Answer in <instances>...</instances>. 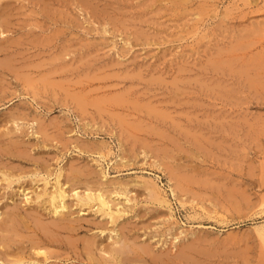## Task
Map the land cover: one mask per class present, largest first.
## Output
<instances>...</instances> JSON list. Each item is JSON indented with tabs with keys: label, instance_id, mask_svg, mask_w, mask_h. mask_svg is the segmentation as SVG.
<instances>
[{
	"label": "rangeland",
	"instance_id": "obj_1",
	"mask_svg": "<svg viewBox=\"0 0 264 264\" xmlns=\"http://www.w3.org/2000/svg\"><path fill=\"white\" fill-rule=\"evenodd\" d=\"M50 1L52 4H56L55 7L53 8L51 7V8L52 9L55 8L54 10H57L58 12L57 16L59 15L58 17H60V15H62L64 18L66 19L68 18L67 19L68 22L59 21V23H51V24L47 23V25H45V22L43 21L45 19V16L43 14L31 12V8H30L31 6H30L26 10L21 11L22 14L20 12L17 14L15 13L16 17L14 16V19L12 20H15V18L16 19L19 18V22L15 20L14 21L15 26L12 27L13 30L10 32L8 31L4 35V36L8 35L9 37V40L7 41L8 46L10 45L11 46L14 45V46L13 47L10 46L11 49L9 48L8 54L0 53V57L3 55H9L12 52L14 54V60L16 57L17 61L15 60V62H13L14 66L12 65V67H14L13 69L14 73L11 74L10 71L12 70L9 69L8 70L9 72L7 71L6 73V76L8 79L5 78L6 79L5 81L7 82L4 81L3 86H1L2 88L3 87L5 88L6 86V88L8 87L9 89H6V88L2 89L0 87V140L2 139L1 141L7 142V141H10L11 139L12 140L19 139V140H23L24 143H27V146H28L27 150H29L30 149L29 147H31L30 149L31 151L29 150L28 152L29 154L31 153L30 155H33L34 158H32V156L31 157L28 156L31 162L25 163L24 167L31 168L33 170V167H35L38 162H40L41 165L49 162V164H47V167L51 168L52 172H55L52 176H50V179H53L51 180V182H54L56 180L55 174H56L57 168H58L57 169L58 172H59V169L63 167L64 169L67 170L66 173L67 172L69 173V169H71V166L81 168L82 166H85V165H88L89 168L86 166L85 168H81V169H84V170L87 168L92 169V170L94 169L96 173L98 172L97 174L99 176H97V178L100 177V175L103 176V172H100L102 171L103 168H104L103 171H105V173L108 174V178L110 179H120L122 181L126 180V182L130 181V183H132L131 180L135 181L138 179L142 180V178L144 179L151 178L154 181H156L159 186L161 185V189L164 191L165 195L167 194V197L171 200L172 206H174L173 211L175 215H173V217L174 216L175 218L177 217L176 219L178 220V223L180 224V228H181V229L178 228L175 233V235L178 234L177 236H179V242L181 241L187 242L188 240H191V238L193 237L198 238V236L200 235H206L207 238H204V236H200L201 238L200 237L198 238V239H202L201 244L211 249L212 247L213 249L217 247V251H219L218 250L219 248L222 251L227 250V252L226 251L224 252L226 254H228V252H231L232 255L231 254H228V255L233 257L231 259L232 263H235L237 261L236 263L238 264H264V239L262 238V235L260 234V232L256 228H254L255 222L264 221V86L260 85L258 87L255 86V88H250L251 85H246V86L238 85L239 83L244 82L246 77H250V75H254V73L257 72L255 69L257 68L256 63L258 62L261 63L262 60H264L263 58L264 57V0H210L211 2L209 1L208 4L203 3V7H200V6L202 5L201 3L204 0L203 1L197 0V2L196 0H193V3H191L187 7V10H184V9L181 10L183 12H181L182 14L180 15L177 12L172 10L174 8L173 6H170L171 3L165 4V2L161 0H159L160 2L157 0H153L157 8L159 7L162 10V12L165 11L166 7L164 6H166L167 4L168 6L172 8V9L167 8L166 12H164V14L166 15L165 20H163L165 15L162 12L160 13V16L159 15L157 16L158 11H157V14H155L156 7H154L155 5L152 6V3H151L152 0L150 4L154 10L153 9L151 10V7L149 6L150 4L149 5L146 4V2L149 3L148 0L146 2L144 0H122V1L121 0H94L90 3L91 6L87 5L85 7L83 5L82 7L80 6L81 4L79 0H68V2L67 0L66 1L59 0V2L58 0H55V2L54 0H50ZM139 2L142 3L143 7L141 6V4H140L141 7L139 6ZM159 3H161L162 5H160ZM92 5L95 8L92 7ZM97 5L99 7H97ZM137 5L139 7H137ZM207 5L209 7H207ZM64 6H65V10H68V13H66V11L60 10ZM148 6L150 9H148ZM100 7H102L101 9L103 8L105 9V10L103 9L104 13H103V10L100 9ZM194 7H195V10L198 7L197 9H199L200 11V12H197L199 13V17H197L198 15L193 12L195 11L193 10ZM84 8H86L87 10L85 11ZM140 8L142 9L147 8V11L143 12L144 13L143 14L141 10L140 13L142 14H140L139 13ZM59 10L61 12H59ZM94 10H95L94 13L96 15L93 13ZM161 10H159V12ZM169 10H171V12ZM108 12L110 16L112 17L115 16L114 17L115 19L113 18L112 20V17L107 15ZM21 15H24L25 17L24 16L22 17ZM99 15L101 16L102 19L99 17ZM151 15H153L154 18L158 17V19L162 17V19H160L159 21L153 18L152 20H154L155 22L152 20H151L152 22L151 21L148 22V20L152 18ZM33 16L36 18H34ZM72 16L76 17V19L74 17L75 19L74 22H71L74 20ZM128 17H131V18L134 17V19L131 20V18L129 19ZM144 17L145 18L147 17V18L144 20ZM39 18L43 22H40ZM103 18L105 19L103 20ZM119 18L121 22H119ZM197 18L198 19L200 18V19L198 20ZM35 19H38L37 22H40L39 24H37L39 25V27L36 26V23L27 24L28 27H26L27 25L23 23V22L27 23L26 21H31ZM125 19H127L128 21L127 20L125 21ZM196 19L197 21H195ZM159 22H162V23L159 24ZM41 23L42 24L44 23L43 28L40 25ZM112 24L117 25V28L119 30L115 28V25L114 27H111ZM156 24H157V28H156ZM61 26L62 27L65 26L63 29L64 32L63 30L62 31L60 29L58 30V28L59 27L61 28ZM66 27H69V28H66ZM103 29L104 30L107 29L108 31L106 32L105 30L104 32ZM27 31L32 32V33L28 34ZM141 31L142 33L139 34V32ZM47 33L48 34L57 33V34L56 36H54L55 34L54 35L51 34L52 35L51 37H54L53 40L51 41L50 40L51 37L49 35L47 36L46 35ZM42 34H43V37L47 38V40L49 39V41H45L46 39L44 40L43 37H40V35ZM145 34H147V38H149V40L147 38L143 39V37H145ZM155 34L157 35V38ZM10 35L13 38L10 37ZM33 35L34 36L37 35V36L34 37ZM151 35H155V36L152 37ZM28 37L29 38L32 37L33 39H29ZM39 38L41 40H39ZM0 39H2V37H0ZM36 39H38L40 43L36 41ZM9 41L12 43L10 44ZM42 41L44 43H41ZM241 41L243 44H241ZM47 42H49L50 44H46ZM233 44L235 45L236 48L232 46ZM243 45H245L246 47L245 46L243 47ZM237 46H239L240 48ZM237 48H239L240 52L237 50ZM66 50L69 51V53H67ZM62 52H64L65 56L64 54L60 55ZM230 53H232V55L234 54V56L231 57L232 55ZM240 53L243 54V56L242 55L240 56ZM218 55L219 56L221 55L222 58L219 57ZM9 57L10 56H8L7 58ZM11 57L13 59V56ZM53 57L56 59L51 60L53 59ZM228 57L229 58L231 57V59L235 60V65L237 66L238 64L240 65L238 67L236 66L234 67V70H236L238 74H236L235 71L232 70L234 74L228 73L227 71L226 73L228 75L226 74V76H224L225 74H222L223 70L217 71V68H215L213 66L214 65L213 62H211V61L225 62V61L230 60L228 59ZM241 57H242V60H241ZM61 58L62 60H60ZM257 59L258 60L260 59L261 61L260 60L258 61ZM26 62L30 64L29 65L25 64ZM32 62L33 64H31ZM41 62L43 64L45 63L46 67L42 66L43 64H41ZM247 63L250 64V66H248ZM37 64H38V68H37ZM53 64L55 65L53 66ZM62 64L64 67L65 66L68 67V70L65 67L66 69L63 68L64 69L63 71L62 70L63 66H61ZM242 65H244L245 67L246 65L248 67H251L249 68L250 71L249 69L247 71V69H245L244 66L242 68ZM23 67H27V69ZM48 67H51L52 69ZM15 68H17L18 71L15 70ZM252 68L253 70H255V72L252 71ZM211 69H213L214 71L212 72ZM31 70H33L34 72L33 74L32 72H30ZM54 70H56V73L59 70H61L62 73L59 71V74L57 73L56 75ZM238 70L247 71L246 74L248 75H244L243 74L244 71L239 72ZM16 71L19 74L22 71L24 72L23 74H21V76L18 74L19 76L17 77L16 75V78L14 79L13 77H15L14 75L16 74ZM215 71L219 75H217ZM251 71L253 73H251ZM25 72L29 73V75L32 76L31 77L32 79L27 77V79L28 78L29 79L26 82L24 81L25 76H29V75L26 73L27 75L25 74L24 76ZM45 72H46V76L49 74L50 78H52V80L54 81L58 80L57 81L58 83L52 81L53 85L51 86L47 85L43 81L44 80L43 76L45 75L44 74ZM248 72H250V75ZM260 72H261V76L264 77L263 76L264 74H262V72L264 73V70ZM212 73H213V76H212ZM36 74H38V76ZM51 74H55V75H51ZM40 75L42 78L40 77ZM93 76H96V77L94 78ZM227 76L230 77V79ZM216 77H218V79L220 77L221 80H218ZM221 77L223 78V80ZM238 77L239 79L242 78L244 80L240 79L242 81L241 82L238 79ZM33 80H36L37 82L36 81L34 82ZM224 80H225V85L223 84L224 82H222ZM21 81H24V82H21ZM38 81L40 82V84ZM217 81L222 82L220 83L221 85L218 82L219 84L218 87L214 86L212 87L213 89H211L210 84L217 83ZM76 82H78L79 84H76ZM80 82H82L83 84H81ZM232 82H235V84L233 83L234 84L233 85ZM29 83L30 84L34 83L33 84L34 88L28 86ZM57 84H59L60 86L58 85V87H54V86H57ZM90 84H92V86ZM62 85L65 87L67 86V87L66 88L62 87ZM222 85H224L225 87L227 86L226 88L239 87L241 89V87H244L242 89H245V90L241 89V91H245V95L248 98L243 95L244 92L241 93V96H239V98L241 100V98L244 97L242 100L246 99V101H241V103H239L240 100H238L239 99L238 96H236V98H238L237 100H235V98L232 99V97L230 99L232 101H228L230 97L227 99L225 97V99L223 100L224 98L223 97L222 100L220 101L219 97L218 99H216L217 97L213 98L212 96L209 97V95H207L208 92L206 93V89H208L207 91L209 90L216 91V89L217 91H219L224 88V86ZM25 86H26L25 88L26 91L25 89H23ZM79 86H80V90L77 89V87L79 88ZM38 87L41 89L43 87V89L44 90L46 89V90L44 91L42 89L43 91H41V89H39ZM92 87L95 88V90L94 89L92 90ZM219 87L221 89H219ZM62 88L64 89V91ZM68 88L70 89V92ZM65 89H67L66 92L68 94L70 93L69 95L65 94ZM128 89H130L131 91H127ZM32 90H35L37 94L30 92ZM71 90H73L72 93H71ZM77 90L83 92V94L79 92L80 94H82L80 96L85 97L84 95L88 94L86 95V97L88 96L87 98H88V101L90 102H91L90 98H94L95 100L98 99L99 100L98 102H103L101 103V105H99V103L97 104L96 102L95 104H93L94 106L95 105L97 106L99 105V107L101 106V108L99 109H97L96 106L95 108L94 106L91 105L95 101L94 99H92L91 103L89 102L90 105H89L88 110L90 109L89 111H91L93 115L89 111H87L86 113L89 112L90 115H92V117L89 116V114L83 113V110L79 108L80 106L77 107L78 103L76 102L77 101L76 97L77 98L79 97V93ZM83 90L84 91L88 90L87 92L89 93H86ZM74 91H76V93L78 94L75 95L76 93ZM101 91H103L101 95L104 93L105 95H108V92H109L108 96L110 97L106 96L107 98L105 99H104L105 95H102L103 97H100L98 94ZM178 92H179V95L177 96ZM95 93H98V94L92 95ZM120 93L125 95L127 98L129 97L128 98L129 101L127 99H124L122 101ZM196 93L197 95L194 96ZM113 94H116V95H113ZM118 94H120L119 95L120 98L118 97ZM34 95H36L37 97ZM63 95L67 98L66 99L63 98L64 97ZM97 96L98 98H96ZM115 96H117L116 98H119V99L115 100L116 99ZM136 97L137 99H139L138 101L139 104L138 102L136 103L137 101ZM102 98L103 100H106V102H104ZM147 98L149 100L151 98V100L154 101L153 104L155 105H156L155 102L159 101L160 102L159 106L162 105L161 107H164V108L166 107L165 109H167L168 111H171V114H173L172 112L175 111L176 113L173 115L178 119V121L180 122L183 121L182 123L184 127L187 125L186 123L189 121L193 120L194 121L193 123H195V119H196L195 125L197 126L198 124H200V122L202 121L205 122L209 117L212 120L215 116H218L217 115L218 113L222 112L225 114V112H228V114L226 113L225 116L226 115L228 116L227 117L228 123L230 122L232 123L234 127H236L235 131L232 132L230 130L229 132L232 133L231 134L232 136L226 135L227 136L226 137L223 134H221L220 131L215 130L214 133L216 132V134H214V138L213 136H211L212 141H216L215 144L214 142H213V145L211 143L210 144L208 143L209 145L206 144L207 150L198 151L199 153L197 152L196 154L199 155V157L197 158L196 156L191 157V155H188L190 153L193 154L195 152L194 151L195 148L191 147L190 143L186 139H184L183 137H180L178 133L173 131L172 126H170V120H169V122L165 126L166 127L165 129L166 130L168 129V132L170 133L171 137L181 138L182 146L180 148L181 150L183 149L182 150L183 152L179 148L176 149V147L174 146L175 150H173V152L172 151L170 152L171 154L175 155L174 159L178 158V160L177 159L169 160L168 158H166V161H165V158H163L162 154L159 152L161 151V149H159V151L157 149L160 147L161 148L166 147L167 143H162L159 137H151L147 135L148 143L153 146L154 152L155 150H157L156 153H159V154L152 152V150L149 148L148 145H146L147 147H145L144 146L145 144L142 142V140H138L140 142L134 141L136 143L135 144L134 142H132V140L134 139L132 140L128 139V135L126 134V132H125V135H123L124 133L122 132L124 130L123 131L121 130L122 134H120V129H123L122 127L119 128L120 127L119 124L123 122L121 120V116L123 114L127 116L126 114L127 111H124L125 113H123L122 112L123 109L121 108H116L119 110V112H117V110L116 112H114L115 110L113 108L114 114L113 113L111 114L108 111L110 109H111L110 111H112V108H111V106L113 105L112 100H114L115 102L116 101L118 102L121 99V103L126 102L128 106L133 107L134 105L135 107L139 105L138 107L142 108L141 114L144 112L143 113L144 115L143 114L141 115L145 117L144 125L148 123H149L148 125H150L152 124L151 121L149 120L150 115H148L146 112H147V105L151 104L152 102L151 100L149 101ZM143 99L145 100V103L146 102L148 103V101L150 103L148 104L146 103L147 105L145 103L143 104L142 102ZM172 99L175 100L174 102H176L177 106H174L175 103H173ZM108 100H111V101L108 102ZM165 100H167V103H165L166 102ZM73 103H76L77 105ZM126 103L124 105H127ZM192 103L197 104V105H194L196 106L195 108L194 106L191 105ZM222 103L224 104L222 105ZM71 105L74 109L71 107ZM186 106H189V107L187 108ZM171 107H174V108L171 109ZM224 107H225V110L222 109ZM189 108L191 112L188 111ZM101 109H104V110H101ZM76 111L77 113H75ZM178 111L181 112L183 115L180 114ZM121 112L123 114H120ZM107 113L110 114V117L108 116ZM116 113H117V117L115 116ZM190 113L192 115L193 113H195L196 115L194 114L195 116H192ZM224 114H221V116ZM11 115L14 117H12ZM98 115H101V116L98 117ZM112 115L113 117H111ZM135 115L138 116V113H135ZM204 115L206 118H204ZM239 115H241L240 118L238 117ZM82 116L86 118L82 119ZM93 116L95 117L93 118ZM126 116L123 115L122 117L123 118L129 117L132 120L134 118V121L132 122H135L136 117H137V116L132 117V115L130 116L128 115L127 117ZM179 116L181 120L178 118ZM241 117H243L244 119L243 121L241 120ZM92 118L94 119V121L92 120ZM112 118L114 119V123L111 122L113 121ZM117 118L120 119L118 121H122V122L120 123L117 122ZM140 118L141 117H139V119ZM40 119L41 121L43 120L42 124H44V122L46 121L44 125L48 126V124H50L51 126H48V127L46 126L45 128L43 125L40 124L41 123V121L39 122ZM51 119H54L55 121ZM139 119H138V122H139ZM60 120L62 121L61 122L62 124H60ZM50 121L51 123H49ZM53 121L56 124L59 122V125L58 124L55 125ZM138 122L136 121L135 123L137 124ZM38 125H39V128L41 127L39 132H37V130L39 129L37 128ZM52 125L54 127H52ZM59 128H61L62 135H60L61 133L59 134ZM41 130H42L43 135L42 133H40ZM49 132L50 133L52 132V134H50ZM37 133L38 134L40 133V134L38 135ZM39 137H42L40 138L41 140L39 139ZM59 137L63 140V142H65V145L64 143H60V141L62 140ZM63 137L69 142H66V140H64ZM222 137L224 138L225 141L223 140ZM7 138L9 140H7ZM75 138L76 139L78 138V139L76 140ZM152 138H154L153 140L155 141V143L152 142ZM219 138H221V140ZM145 139L146 138H144V140ZM158 139H160L159 142H157ZM167 140L165 141L168 142L169 140L168 141ZM46 142L47 144L49 143L47 145L48 147L47 146L45 147L44 145L46 144ZM81 142L85 144L83 145ZM101 143H103L104 146ZM78 144L81 147H79ZM80 144H82L83 146ZM131 144L133 146H131ZM139 144L141 148H139ZM155 144L156 145L160 144V145H158V147L154 149L156 147ZM76 145L79 148H77ZM210 145L213 147H211ZM99 147L100 148L102 147L103 150H100ZM131 147H134V148L131 149ZM104 148L106 149L104 150ZM104 151H107V152L105 153ZM132 153H134V155H132ZM147 153H149L150 155L148 154V156H146ZM184 153H186L187 155ZM103 154H105V156H103ZM183 154H184L185 159L183 158L180 160L179 156L182 155L183 157ZM41 155L43 158H41ZM4 156L0 155V163H3V164H0V180H1L0 181V207H1L0 209L5 211L8 208H12L15 206V208L19 207L24 212L27 209L29 202L26 204L25 202L26 198L24 196L20 197L19 195L20 193H15V191H12L11 188H6L5 187L6 181L4 180L2 181V177L4 176V170L8 168V166L9 167L12 166L10 165L11 163L16 164L17 161H13L10 155H4ZM42 159H45V162ZM127 159H130V161L125 162ZM162 159L163 161H161ZM189 159L191 160V164L197 161L195 165L193 164L196 167V170L201 172V176L205 178H210L211 181L213 182L219 181L221 177L222 179L224 178V176H222V175H225L223 171H226L225 173L229 174L230 177L234 175L233 178L235 179L237 178V180L240 178L239 180L243 181L242 182L243 185L242 183L237 184V188L241 192L243 191V189L244 191L243 193H240L243 195L240 197L241 200L240 198L235 197V199L236 198L239 199V201L237 200L238 205L236 202L232 203L230 201H226V199L224 197L222 198V195H220L217 191H213L210 188H206V187L204 188L203 185H202L203 187L200 185L198 186L195 185L193 190L196 189L198 190L197 192L207 191V193L205 194H207L208 198L206 195L204 194L202 195V193L201 194L198 193L199 194L198 196V195H194L191 192H190L191 195L193 194L195 197V201H193L194 200L193 196L190 195V198H189L190 193H188L187 195H184V198L188 196L187 199H184L185 200L184 204H182L179 199V198H183V196L179 197L178 199L176 197L174 198L171 192V185L173 184L171 182L173 181L169 183V180H170L169 169H172V166L175 165V161L176 163L178 162V163L184 164L186 162L190 163V161H188ZM169 163H172V165H170ZM4 165L7 167H5ZM200 166H202L203 168L202 167L200 168ZM100 168L101 170H99ZM204 168L205 170L207 169L208 172L204 171L203 170ZM32 170L26 173H23V175H26V176H24L22 180L25 179V183L27 184L26 186L31 185L32 183L34 184V181L31 182L32 177H35V174H33ZM242 170L243 172L241 173L244 175H241L240 173V171ZM205 172L207 175L205 174ZM43 173H45V170H43L40 175H42ZM208 174H210V176ZM215 177H218L219 179ZM62 179H64V177H62ZM100 180L103 181L104 178L100 177ZM38 183H43V182L40 181ZM35 186H37V184ZM241 186L242 188L240 189ZM136 189L135 191H133L132 195L136 193ZM207 189H209L211 192H208L209 190ZM78 190H80V188H78ZM213 193L215 194L213 195ZM210 194L211 196H213L212 198L210 197ZM202 197L204 198L203 202H200L201 201L200 199H202ZM74 199L75 198L71 195L69 201L76 202L75 201L76 199L75 200ZM138 199H141V201L139 202L140 204L137 205L140 213H138V215L134 217L132 216V213L130 211L129 214L126 215L123 221V224L125 223L128 228L126 229L127 234H129L131 230H135V229H136L135 232H139V231L142 232L145 230L146 231L155 230L157 228V225L155 224L156 220L153 218L158 219L157 217L159 214L166 213L168 216V214L170 213V208H168L167 206H164L163 208V206L160 207V205L156 203L155 205L151 203L150 201H147L146 193H141V191L140 192L138 191ZM141 205L144 207H142ZM154 206L156 208H153ZM150 207L153 208V209L151 208L152 211ZM75 210H76L74 214L75 216L84 215L86 217V219L82 220V225L85 226V228L83 227L81 228V232H80L81 234L79 235H87V234H91L93 232L98 231L99 228L97 227L98 226L97 223L99 222V220L101 221L103 219V216L100 215V213L95 214L94 211H90V210H85V211L82 210L81 212H79L78 209H75ZM160 210H161V213H160ZM147 214H149L150 216ZM209 215L214 216V218L210 217ZM87 217L89 218V220L87 219ZM90 219L93 220V222L89 223V221H91ZM94 223H95V226L93 225ZM92 228L93 229L96 228L97 230L95 229L91 231ZM189 230L191 231L189 232ZM181 231L183 233H181ZM0 232L2 233V231ZM198 232L201 234H199ZM167 237L168 238L171 237L172 239L173 236L169 234ZM184 239L186 240L184 241ZM203 240H205V242ZM210 241H212V243H210ZM213 245L216 247H214ZM234 252L236 253V255L233 254ZM240 253L241 255H239ZM234 257H236V259ZM237 258L239 259V261ZM76 264H79V263L76 262Z\"/></svg>",
	"mask_w": 264,
	"mask_h": 264
},
{
	"label": "bare ground",
	"instance_id": "obj_2",
	"mask_svg": "<svg viewBox=\"0 0 264 264\" xmlns=\"http://www.w3.org/2000/svg\"><path fill=\"white\" fill-rule=\"evenodd\" d=\"M66 1V0H65ZM80 1V6L82 7V5L85 7V6H91V2L94 1V0H79ZM122 1V0H121ZM120 1V2H121ZM145 2L147 0H144ZM159 1V0H157ZM156 1V2H157ZM163 2L166 3H171L170 6H173L174 9H172L170 6H168V4L164 7H166V9L168 8H171L173 11L177 12L179 15L182 14L181 10H187V7L193 3V0H161ZM203 1V0H202ZM205 1V2H204ZM201 4L200 7H203V3H206L208 4V2L210 0H204ZM55 2V0H54ZM59 2V0H58ZM68 2V0H67ZM97 2V1H96ZM100 2V1H99ZM98 2V3H99ZM128 2V1H127ZM142 2V1H141ZM149 3L146 2V4H150L151 0L149 1ZM160 2V1H159ZM197 2V0H196ZM211 2V1H210ZM70 3V2H69ZM78 3V2H77ZM97 3V4H98ZM107 3V2H106ZM143 3V2H142ZM142 3L139 2V6L141 4L142 6ZM152 6L155 5V2H153L152 0ZM158 3V2H157ZM195 3V1H194ZM63 4V3H62ZM66 4V3H65ZM64 4V5H65ZM71 4V3H70ZM96 4V3H95ZM108 4V3H107ZM114 4V3H113ZM138 4V2H137ZM160 5H162L161 3H159ZM164 4V5H165ZM205 4V5H206ZM210 4V3H209ZM53 5V6H52ZM56 4H52L50 0L46 1V0H0V37H2V39H0V53H7L8 54V50L9 48L11 49V47L13 46H8V43L7 41L9 40V37L8 35L7 36H4L5 33H7L8 31H12V27L15 26V20H17L19 22V18L15 20H12L14 19V16L16 17V14L17 13H21V11L23 10H26L28 7L31 8V12L33 13H38V14H43L45 16V19L43 20L45 22V25H47V23H59V21L61 22H68L66 18H64L62 15H60V17L57 16L58 12L57 10H54L52 9L53 7H55ZM158 5V4H157ZM58 6V5H57ZM137 5V7H139ZM140 6V7H141ZM151 7V4L149 5ZM148 6V9H150ZM159 6V5H158ZM52 7V8H51ZM60 7V6H59ZM75 7V6H74ZM92 7H94L92 5ZM90 7V8H92ZM97 7H99L97 5ZM130 7V6H129ZM143 7V6H142ZM146 7V6H145ZM154 7H156L155 11L157 14V11H158V14L157 16L159 15L160 16V13L162 12V10L159 8H157V6L155 5ZM163 7V6H162ZM205 7V6H204ZM207 7H209L207 5ZM61 8V7H60ZM64 8V9H63ZM62 11H66V13H68V10H65V6L63 7ZM88 8V7H87ZM89 8V9H90ZM95 8V7H94ZM93 8V9H94ZM102 7H100L101 9ZM198 8V7H197ZM195 10V7L193 10L194 13H196L195 15L197 17H199V13L197 12H200L199 9ZM59 9V8H58ZM82 9V8H81ZM85 11L87 10L86 8H84ZM98 9V8H97ZM99 9V10H100ZM104 9V8H103ZM101 9V10H103ZM123 9V8H122ZM136 9V8H135ZM134 9V10H135ZM139 9V8H138ZM153 9V7H151V10ZM158 9V10H157ZM165 9V8H163ZM166 9L164 12H166ZM205 9V8H204ZM59 10V12H61ZM105 10V9H104ZM104 10H103V13H104ZM116 10V9H115ZM118 10V9H117ZM132 10V9H131ZM142 10V13L143 12H146L147 11V8H140V11L139 13L141 12ZM154 10V9H153ZM159 10H161L159 12ZM83 11V10H81ZM92 11V10H91ZM107 11V9H106ZM128 11V10H127ZM168 11V10H167ZM171 12V10H169ZM172 11V12H173ZM180 11V12H179ZM95 12V10L93 11V13ZM126 12V10H125ZM164 12H162L164 14ZM189 12V11H188ZM192 12V13H193ZM16 13V14H15ZM28 13V12H27ZM65 13V14H66ZM70 13V12H69ZM102 13V11H101ZM140 13V14H142ZM174 13V12H173ZM193 13V14H194ZM29 14V13H28ZM62 14V13H60ZM64 14V15H65ZM95 14V13H94ZM139 14V15H140ZM144 14V13H143ZM148 14V13H147ZM19 15V14H18ZM17 15V16H18ZM96 15V14H95ZM101 15V14H100ZM99 15V17L101 18V16ZM107 15H109V12L107 13ZM124 15V14H123ZM136 15V13H135ZM165 15V14H164ZM163 15V16H164ZM168 15V14H167ZM176 15V14H175ZM22 17L24 15H21ZM36 16V15H35ZM42 16V15H41ZM43 16V17H44ZM70 16V14H69ZM94 16V15H93ZM110 16V15H109ZM132 16V15H131ZM25 17V16H24ZM29 17V15H28ZM34 17V16H33ZM66 17V16H65ZM73 19L75 16H72ZM95 17V16H94ZM103 17V15H102ZM112 17V16H110ZM109 17V18H110ZM115 17V16H114ZM112 17V20L113 18ZM150 17V16H149ZM152 18H148V22H150L154 17L153 15H151ZM165 17L166 15L164 16V19L165 20ZM168 17V16H167ZM36 18V17H34ZM33 18V19H34ZM97 18V16H96ZM108 18V16H107ZM124 18V17H123ZM122 18V19H123ZM129 19L131 17H128ZM142 18V17H141ZM147 18V17H146ZM144 17V20L146 19ZM30 19V18H29ZM76 19V17H75ZM75 19L71 22H74ZM102 19V18H101ZM105 18H103L104 20ZM115 19V18H114ZM134 19V17L131 18V20ZM143 19V18H142ZM154 19H157L160 21L161 18L158 19L157 18H154ZM198 19V18H197ZM197 19L195 21H197ZM200 19V18H199ZM198 19V20H199ZM24 20V19H23ZM27 20V18H26ZM38 19H35V20H31V21H26L27 23L23 22L24 24H32V23H36V26L39 27V24L40 22H43L41 21V19L39 18L40 22H37ZM127 19H125L126 21ZM156 20V21H157ZM109 21V19H108ZM128 21V20H127ZM138 21V20H137ZM154 21V20H152ZM151 21V22H152ZM162 21V20H161ZM119 22H121L120 18H119ZM124 22V20H123ZM122 22V23H123ZM142 22V21H141ZM144 22V21H143ZM155 22V21H154ZM188 22V21H187ZM104 23V22H103ZM114 23V21H113ZM162 22H159V24H161ZM19 24V23H18ZM44 24V23H43ZM43 24L41 23L40 25L42 26L43 28ZM61 24V23H60ZM77 24V23H76ZM75 24V25H76ZM106 24V23H105ZM103 24V25H105ZM148 24V23H147ZM150 24V23H149ZM158 24V22H157ZM157 24H156V28H157ZM25 25V26H26ZM44 25V26H45ZM68 25V24H67ZM74 25V26H75ZM115 25V24H114ZM114 25L112 24L111 27H114ZM123 25V24H122ZM33 26V25H32ZM70 26V25H69ZM121 26V25H120ZM150 26V25H149ZM155 26V25H154ZM159 26V25H158ZM17 27V26H16ZM28 27V25L26 26ZM50 27V26H49ZM65 27V26H64ZM64 27L61 26V28L59 27L58 30L60 29L61 31L64 29ZM105 27V26H104ZM103 27V28H104ZM137 27V25H136ZM160 27V26H159ZM33 28V27H32ZM66 28H69V27H66ZM115 28H117V25H115ZM127 28V27H126ZM142 28V27H140ZM110 29V28H109ZM118 29V28H117ZM15 30V28H14ZM72 30V29H70ZM104 30V29H103ZM106 32L108 31L107 29H105ZM104 30V32H105ZM119 30V29H118ZM144 30V29H143ZM112 31V30H111ZM124 31V30H123ZM139 31V30H138ZM28 32V31H27ZM33 32V30H32ZM32 32H28L29 33H32ZM42 32V31H41ZM56 32V31H54ZM64 32V30H63ZM127 33V32H126ZM125 33V34H126ZM142 33L139 32V34ZM24 34V33H23ZM27 34V33H26ZM25 34V35H26ZM27 34V35H28ZM36 34V33H35ZM52 35L56 36L57 33H51ZM51 34H46L47 36L49 35L50 37L52 36ZM3 35V36H2ZM24 35V36H25ZM39 35V34H38ZM59 35V34H58ZM131 35V34H130ZM142 35V34H141ZM156 35V34H155ZM155 35H151L152 37L155 36ZM29 36V35H28ZM31 36V35H30ZM34 36V35H33ZM32 36V37H33ZM37 36V35H35ZM34 36V37H35ZM10 37H12L10 35ZM18 37V36H17ZM32 37H28L29 39H33ZM40 37H43V34L40 35ZM125 37V35H124ZM140 37V36H139ZM138 37V39H139ZM13 38V37H12ZM45 41H49V39L47 40V38L43 37ZM52 38V39H51ZM50 40L52 41L54 37H51ZM144 38H147V34H145V37ZM151 38V37H150ZM156 38H157V35H156ZM149 40V38H147ZM39 40H41L39 38ZM81 40V39H80ZM129 40V39H128ZM36 41H38V39H36ZM92 41V40H91ZM130 41V40H129ZM17 42V41H16ZM20 42V41H19ZM18 42V44H19ZM40 43V41H38ZM93 42V41H92ZM149 42V41H147ZM9 43L11 44L12 42L9 41ZM21 43V42H20ZM41 43H44L43 41ZM71 43V42H70ZM130 43V42H129ZM151 43V42H150ZM153 43V42H152ZM240 43V42H239ZM249 43V42H248ZM17 44V45H18ZM32 44V42H31ZM46 44H50L49 42H47ZM52 44V43H51ZM67 44V43H66ZM241 44L242 41H241ZM246 44V43H245ZM250 44V43H249ZM248 44V45H249ZM21 45V44H20ZM24 45V44H22ZM251 45V44H250ZM232 46L235 47V45L233 44ZM245 45H243L244 47ZM239 47V46H237ZM246 47V46H245ZM236 48V47H235ZM240 48V47H239ZM239 48H237V50L240 52ZM19 49V48H18ZM244 50V48H243ZM67 51V50H66ZM221 51V50H220ZM224 51V50H222ZM234 51V50H233ZM218 52V51H217ZM67 53H69V51H67ZM222 53V52H221ZM219 53V54H221ZM229 53V52H228ZM227 53V54H228ZM237 53V52H236ZM13 53L11 52L9 55H3L0 57V87L3 86L4 84V81L6 80L5 78H7L6 76V73L7 71L10 69L12 71V73H14L13 69L14 67H12V65L14 66L13 62H15L16 60V57H15V60H14V54L12 55ZM64 52H62L60 55H63ZM232 55V53H230ZM17 55V54H16ZM223 55V54H222ZM225 55V54H224ZM238 55V54H237ZM243 56V54L240 53V56ZM5 56V57H4ZM8 56H10L9 58H7ZM13 56V59L12 57ZM65 56V54H64ZM216 56V55H215ZM219 56V55H218ZM228 56V55H227ZM234 54L231 56L233 57ZM239 56V57H240ZM56 57V56H55ZM221 57V55L219 56ZM231 57L228 59V61H225V62H215V61H211L213 62V66L215 68H217V71L219 70H223L222 74H225L224 76H226V72L228 71V73H231V74H234L232 70H234V67H238L240 66L238 64L235 65V60L231 59ZM63 58V57H62ZM62 58L60 60H62ZM222 58V57H221ZM264 58V57H263ZM24 59V58H23ZM56 58L53 57V59L51 60H54ZM214 59V57H213ZM217 59V58H215ZM219 60V59H218ZM224 60V59H223ZM241 60H242V57H241ZM255 60V59H254ZM253 60V61H254ZM258 60V59H257ZM260 60V59H259ZM258 60V61H259ZM17 61V60H16ZM28 61V60H27ZM56 61V60H55ZM256 61V62H258ZM261 61V60H260ZM210 62V63H211ZM245 62V61H244ZM247 62V61H246ZM51 63V62H50ZM62 63V62H61ZM243 63V62H241ZM255 63V62H254ZM253 63V64H254ZM21 64V63H19ZM23 64V63H22ZM25 64H28L27 62ZM30 64V63H29ZM28 64V65H29ZM33 64V62L31 63ZM41 64H43L41 62ZM52 64V63H51ZM57 64V63H55ZM53 64V66L55 65ZM248 64V63H247ZM27 65V66H28ZM59 65V64H58ZM255 65V64H254ZM257 65V68L255 72V70H253L252 68V71H254V75H250V72L249 75L250 77H246L244 82H242L239 77L238 79L242 82V83H237L238 85L240 86H246V85H251L250 88H255V86H264V77L261 76V72L260 71H263L264 70V60H262L261 63H256ZM259 65V66H258ZM26 66V65H25ZM41 66V65H40ZM42 66H45V63L42 65ZM48 66V65H47ZM63 66V64L61 65ZM244 65H242V68H243ZM248 66H250V64H248ZM246 65V67L244 66L245 69H248L251 68V67H248ZM18 67V66H17ZM21 67V66H20ZM19 67V68H20ZM52 67V66H51ZM51 67H48L50 69H52ZM60 67V66H59ZM58 67V69H59ZM66 67V66H65ZM64 66L62 67V70L64 71L63 68H65ZM210 67V65H209ZM212 67V65H211ZM262 67V68H261ZM23 68H26L27 67H23ZM33 68V67H31ZM37 68H38V64H37ZM54 68V67H53ZM67 70H68V67H66ZM65 68V69H66ZM29 69V68H28ZM41 69V68H40ZM15 70H17V68H15ZM21 70V69H20ZM24 70V69H23ZM18 71V70H17ZM16 71V74L14 75L15 77H13L14 79L16 78V75L17 77L21 74H23L24 71H22L20 74L17 73ZM26 71V70H25ZM29 71V70H28ZM43 71V69H42ZM55 73H56V70H54ZM61 73L62 71L59 70ZM59 71L57 72L59 74ZM211 71L213 72L214 70L211 69ZM232 71V72H230ZM236 74H238L236 72V70H234ZM239 71V70H238ZM241 72H243L242 70H240ZM239 71V72H240ZM247 71H244L243 74L244 75H248L246 74ZM250 71V69H249ZM251 71V73H253ZM9 72V71H8ZM20 72V71H19ZM30 72H32V74L34 73L33 70H31ZM216 72V71H215ZM27 72L24 73V76ZM36 73V72H35ZM52 73V72H51ZM56 73V75H57ZM217 73V72H216ZM220 73V72H219ZM19 74V75H18ZM29 75V73H27ZM26 74V75H27ZM45 75L43 76L44 78V82L47 84V85H53V82L54 80H52V78H50V75L48 74L46 76V72L44 73ZM235 74V75H236ZM262 74H264L262 72ZM35 75V74H34ZM38 76V74H36ZM51 75H55V74H51ZM215 75V74H214ZM217 75H219L217 73ZM228 75V74H227ZM242 75V74H241ZM212 76H213V73H212ZM216 76V75H215ZM232 76V75H231ZM234 76V75H233ZM264 76V75H263ZM27 77H29L30 79H32L31 75L29 76H25V79L24 81H28ZM41 77V75H40ZM46 77V78H45ZM52 77V76H51ZM94 78L96 76H93ZM228 77V76H227ZM226 77V78H227ZM42 78V77H41ZM210 78V77H209ZM218 79V77H216ZM222 78V77H221ZM230 79V77H228ZM236 78V77H235ZM234 78V79H235ZM8 79V78H7ZM19 79V78H18ZM56 79V78H55ZM211 79V78H210ZM228 79V81H229ZM237 79V78H236ZM21 80V79H20ZM19 80V82H20ZM37 80V79H36ZM36 80H33L34 82ZM42 80V79H41ZM39 80V81H41ZM91 80V79H90ZM96 80V79H95ZM218 80H221L220 77ZM223 80V78H222ZM232 80V79H231ZM10 81V80H9ZM24 81H21V82H24ZM38 81V82H39ZM58 80L54 81L56 83ZM63 81V80H62ZM93 81V80H92ZM227 81V82H228ZM7 82V81H5ZM32 82V81H31ZM30 82V83H31ZM37 82V81H36ZM61 82V81H60ZM91 82V81H90ZM217 81V83H211L210 87L211 89H213L212 87H218V85L222 82H224L223 84L225 85V80L222 81V82H219ZM10 83V82H9ZM28 86L34 88V83L30 84ZM43 83V82H42ZM81 84H83L82 82H80ZM235 84V82H232V84ZM40 84V82H39ZM55 84V83H54ZM60 84V83H59ZM57 86H54V87H58ZM76 84H79L78 82H76ZM80 84V85H81ZM213 84V86H212ZM215 84V85H214ZM231 84V85H232ZM233 84V85H234ZM25 85V84H23ZM37 85V84H36ZM35 85V86H36ZM46 85V86H47ZM87 85V84H86ZM92 86V84H90ZM221 85V84H220ZM222 85V86H224ZM237 85V86H238ZM5 86V85H4ZM41 86V85H40ZM60 86V85H59ZM89 86V87H91ZM221 86V87H222ZM37 87V86H36ZM48 87V86H47ZM46 87V88H47ZM62 87H65L62 85ZM67 87V86H66ZM65 87V88H66ZM70 87V86H69ZM76 87V86H75ZM85 87V86H84ZM83 87V88H84ZM96 87V86H95ZM101 87V86H100ZM227 87V86H226ZM224 86L223 89H221L219 87V91H216L215 90H209L207 91L208 89H206V93L207 95L212 96L213 98L217 97L216 99H218V97L220 98V101L227 98H229L228 101H232L230 100L231 97L232 99L235 98V100H237L239 98V96H241V93L244 92V96L245 95V91H241L242 88L244 87H241V89L239 87H228L226 88ZM2 88V87H1ZM6 88V86H5ZM4 87L2 89H5ZM14 88V87H13ZM26 86L23 88L25 89ZM29 88V87H28ZM39 88V87H38ZM97 88V87H96ZM130 88V87H129ZM249 88V90H250ZM1 89V90H2ZM6 89H9L8 87ZM22 89V90H23ZM30 89V88H29ZM41 89V88H39ZM43 89V87H42ZM41 89V91H43ZM63 89V88H62ZM72 89V88H71ZM77 89L80 90V86L79 88L77 87ZM87 89V88H85ZM89 89V88H88ZM95 90V88L92 87V90ZM100 89V88H99ZM98 89V90H99ZM183 89V88H182ZM248 89V88H247ZM11 90V88H10ZM28 90V89H27ZM46 90V89H45ZM44 90V91H45ZM48 90V89H47ZM52 90V89H51ZM55 90V89H54ZM69 92H70V89L68 88ZM76 90V89H74ZM82 90V89H81ZM90 90V89H89ZM102 90V88H101ZM242 90H245V89H242ZM3 91V90H2ZM26 91V89H25ZM24 91V92H25ZM56 91V90H55ZM59 91V90H58ZM61 91V90H60ZM64 91V89H63ZM62 91V92H63ZM67 89H65V94H68L67 92ZM73 90H71V93H72ZM78 91V90H77ZM84 91V90H83ZM88 91V90H87ZM87 91H84L86 93H89ZM111 91V90H109ZM127 91H131L130 89H128ZM203 91V90H202ZM34 94H37V92H35V90H32L30 91ZM76 93V91H74ZM82 93L81 91H78V93ZM93 92V91H92ZM103 91H101L99 94L98 93H95V94H92V95H99L100 97H103L102 95H105L102 94ZM105 92V91H104ZM177 92V91H176ZM52 93V92H51ZM54 93V92H53ZM78 93H76L75 95H77ZM79 93V97L77 99V103H78V106L79 108H81V110H83V113H86L89 108V105L90 103L92 102V99L94 98H90L91 99V102L88 101V96L86 97V95H84L85 97L83 96H80L82 94ZM129 93V92H128ZM204 93V92H203ZM70 94V93H69ZM68 94V95H69ZM121 94V93H120ZM118 94V97L119 95ZM132 94V93H130ZM39 95V94H38ZM58 95V94H57ZM72 95V94H71ZM74 95V94H73ZM108 95H109V92H108ZM108 95H105L104 99L107 98L106 96ZM112 95V94H111ZM113 95H116V94H113ZM179 95V92L177 94V96ZM197 93L194 95L196 96ZM201 95V93H200ZM36 96V95H34ZM64 96V95H63ZM62 96V97H63ZM121 98H122V101L124 99H127L129 101V97L127 98L125 95L121 94L120 95ZM181 96V95H180ZM236 96H238V98H236ZM37 97V96H36ZM75 97V96H74ZM91 97V95H90ZM110 97V96H108ZM113 97V96H111ZM117 96H115L116 98ZM124 97V98H123ZM247 97V96H246ZM6 98V97H5ZM4 98V99H5ZM46 98V97H45ZM63 98H67V97H63ZM98 98V96L96 97ZM114 98V99H115ZM120 98V97H119ZM119 98H116L115 100H118ZM244 98V97H243ZM243 98H240L238 100H240L239 103H241V101H246L245 100H242ZM248 98V97H247ZM44 99V98H43ZM109 99V98H108ZM112 99V98H111ZM137 99V97H136ZM141 99V98H140ZM148 99V98H147ZM176 99V98H175ZM57 100V99H56ZM95 100V99H94ZM103 100V98H102ZM142 100V99H141ZM149 100V99H148ZM151 100V98H150ZM149 100V101H150ZM177 100V99H176ZM62 101V100H61ZM99 100H95L91 105L94 106L93 104H95V102L99 105H101V103L103 102H98ZM104 102H106V100H103ZM111 101V100H108V102ZM114 100H112V103L113 105L111 106L112 108V111L108 110L111 114L114 112H119L118 109L116 108H121L123 109L122 112L125 113L124 111H127L126 114L127 116L129 115H132L133 116H137L135 115V113H138V118L136 117V120L135 122L137 121L138 122V119L139 117H141L139 119V122L136 124L135 122H132L134 121V118L133 120L130 119L129 117H127L125 114H123L122 112L120 114H123L124 116H126L127 118H123L121 116V120L123 121H118L120 120L119 118H117V122H122V123H118L119 124V128H123V129H120V134L124 133L123 135H125V132L126 134L128 135V139H134L132 140V142L134 141H138V140H142V142L145 144L144 146L147 147L146 145L149 146V148L152 150V152H154L153 150V146L151 144L148 143V136H151V137H159L162 141V143H167V146L166 147H160L158 148L157 150L159 151V149H161V151H159L163 158H165V161H166V158H168L169 160L170 159H174L175 155L171 154L170 151L173 152V150H175L174 146L176 147V149H180L181 150V138L179 137H171L170 133L168 132V129L166 130L165 126L166 124L169 122L170 120V126H172L173 128V131H175L176 133L179 134L180 137H183L184 139H186L189 143H190V146L195 148V152L193 154H188V155H191V157L193 156H196L197 158L199 157V155H197L196 153L198 151H204V150H207L206 146L209 145L210 143L213 145V142L215 144L216 141H212V137L214 138V134H216V132L214 133L215 130H218L221 132V134H223L224 136L226 135H230L232 136L231 132H229L230 130L232 132L235 131V128L232 123H228L227 121V115L225 116V114L228 112H225L222 113H216L218 116H215L212 120L211 118L209 117L205 122L202 121L200 122V124H198L197 126L195 125L196 124V119H195V123H193L194 121H189L187 122L186 126L184 127L183 125V121L180 122L178 121V119L173 115L175 114L176 112H172L173 114H171V111H168L167 109H165L164 107H161L159 106L160 105V102H155L151 100V104H148L150 103L148 101V105L145 103V100L143 99V104L145 103L147 105V114L150 115V118L149 120L151 121L152 124L148 125H144L145 124V117L141 116V107L139 108L137 106L133 107L132 106H128L127 105H124L123 103H121V99L117 102H113ZM139 101V99H137L136 103ZM147 101V100H146ZM167 103V100H165ZM173 103L174 106H177L176 105V102H174L175 100H173ZM189 101V100H188ZM192 101V100H191ZM216 101V100H215ZM226 101V100H225ZM223 101V102H225ZM234 101V100H233ZM70 102V101H69ZM90 102V103H89ZM107 102V103H108ZM135 102V101H134ZM179 102V101H177ZM64 103V102H63ZM71 103V102H70ZM129 103V102H128ZM158 103V105H157ZM188 103V102H186ZM191 103V102H189ZM217 103V102H216ZM243 103V102H242ZM73 104H76V103H73ZM72 104V105H73ZM111 104V103H110ZM139 104V102H138ZM169 104V103H168ZM182 104V103H181ZM224 103H222L223 105ZM228 104V102H227ZM71 105V107H72ZM77 105V104H76ZM99 105H95L97 107V109L101 108V106L99 107ZM108 105V104H107ZM130 105V104H129ZM132 105V104H131ZM142 105V104H141ZM192 106L194 105H197V104H191ZM90 106V107H92ZM94 106V107H95ZM104 106V105H102ZM181 106V105H180ZM52 107V106H51ZM70 107V108H71ZM75 107V106H74ZM95 107V108H96ZM138 107V108H137ZM182 107V106H181ZM187 108L189 106H186ZM196 106H194L195 108ZM215 107V106H214ZM223 107V106H221ZM69 108V107H68ZM73 108V107H72ZM107 108V107H106ZM114 108V110H113ZM169 108V106H168ZM174 108V107H171V109ZM186 108V109H187ZM228 108V107H227ZM74 109V108H73ZM108 109V108H107ZM178 109V108H177ZM218 109V108H216ZM215 109V110H216ZM225 110V107L222 108ZM101 110H104V109H101ZM25 111V110H24ZM99 111V110H98ZM106 111V110H105ZM114 111V112H113ZM189 112L190 111V108L188 110ZM194 111V110H193ZM192 111V112H193ZM223 111V110H222ZM81 112V111H80ZM91 113V111H89ZM86 113V114H89V116L92 117V115H90V113ZM107 112V111H106ZM105 112V113H106ZM179 112V111H178ZM186 112V111H185ZM210 112V111H209ZM212 112V111H211ZM216 112V111H214ZM77 113V111L75 112ZM82 113V112H81ZM82 113V114H83ZM180 114H182L181 112H179ZM177 113V114H179ZM197 113V112H195ZM193 113L192 116H195L196 114ZM206 113V112H205ZM27 114V113H26ZM98 114V113H97ZM108 114V113H107ZM106 114V115H107ZM189 114V115H190ZM195 114V115H194ZM208 114V113H207ZM221 114H224L221 116ZM239 114V113H238ZM18 115V114H16ZM35 115V114H34ZM33 115V116H34ZM119 115V114H118ZM144 115V114H143ZM183 115V114H182ZM188 115V114H187ZM242 115V114H241ZM239 115L238 117L240 118ZM12 116V115H11ZM23 116V115H22ZM27 116V115H26ZM32 116V117H33ZM79 116V115H78ZM85 116V115H84ZM101 116V115H98V117ZM108 116L110 117V114H108ZM115 116L117 117V113L115 114ZM114 116V117H115ZM177 116V115H176ZM198 116V115H197ZM207 116V115H206ZM210 116V115H209ZM14 117V116H12ZM24 117V116H23ZM36 117V116H35ZM80 117V116H79ZM95 116H93L94 118ZM113 117V115L111 116ZM115 117V118H116ZM147 117V116H146ZM20 118V117H19ZM28 118V117H27ZM30 118V117H29ZM37 118V117H36ZM55 118V117H54ZM86 117H83L82 116V119H84ZM92 118V120L94 121V119ZM102 118V117H101ZM108 118V117H107ZM130 121H129V119ZM180 119V116L178 117ZM204 118L205 115H204ZM238 118V119H239ZM5 119V118H4ZM11 119V118H10ZM18 119V118H17ZM22 119V118H21ZM25 119V118H24ZM34 119V118H32ZM44 119V118H43ZM69 119V118H67ZM81 119V118H80ZM79 119V120H80ZM97 119V118H96ZM95 119V120H96ZM128 119V120H127ZM148 119V118H147ZM177 119V120H176ZM191 119V117H190ZM202 119V118H201ZM7 120V119H6ZM15 120V119H14ZM20 120V119H19ZM51 120H54V119H51ZM87 120V119H86ZM106 120V119H105ZM110 120V119H108ZM113 122L114 123V119L112 118ZM181 120V119H180ZM231 120V119H230ZM241 120L243 121V117H241ZM240 120V121H241ZM18 121V120H17ZM16 121V122H17ZM29 121V120H28ZM41 121V119L39 120V122ZM43 121V120H42ZM42 121H41V125H43L45 128L47 125H44L42 124ZM55 121V120H54ZM53 121V122H54ZM57 121V119H56ZM62 121L60 120V124ZM85 122V121H84ZM90 122V121H89ZM108 122V121H107ZM116 122V120H115ZM144 122V123H143ZM198 122V121H197ZM51 123V121L49 122ZM83 123V122H82ZM95 123V122H94ZM17 124V123H16ZM48 124V123H46ZM55 125H59V122L56 124L54 122ZM53 124V125H54ZM116 124V123H115ZM238 124V123H237ZM19 125V124H18ZM17 125V126H18ZM40 125V126H41ZM52 125V127H54ZM89 125V124H88ZM93 125V124H92ZM122 125V126H121ZM48 126H51L50 124H48ZM47 126V127H48ZM61 126V125H60ZM63 126V125H62ZM118 126V125H117ZM147 126V127H146ZM149 126V127H148ZM243 126V125H242ZM64 127V126H63ZM99 127V126H97ZM21 128V126H20ZM39 128V125L38 127ZM41 128V127H40ZM40 128L37 130V132L40 131ZM43 128V127H42ZM44 128V129H45ZM65 128V127H64ZM71 128V127H70ZM90 128V127H88ZM92 128V126H91ZM170 128V127H169ZM18 129V128H17ZM29 129V128H28ZM43 129V130H44ZM53 129V128H52ZM58 129V128H57ZM68 129V128H67ZM66 129V130H67ZM87 129V128H86ZM206 129V130H205ZM241 129V128H239ZM90 130V129H89ZM123 132H122V131ZM171 130V129H170ZM9 131V130H8ZM24 131V130H23ZM47 131V130H45ZM58 131V130H57ZM61 131V128H59V134L62 135V131ZM68 131V130H67ZM74 131V130H73ZM213 131V132H212ZM240 131V130H239ZM17 132V131H15ZM14 132V133H15ZM56 132V130H55ZM122 132V133H121ZM36 133V131H35ZM42 133V130L41 132ZM39 133V134H40ZM50 133V132H49ZM48 133V134H49ZM64 133V132H63ZM245 133V132H244ZM38 134V133H37ZM38 134V135H39ZM52 134V132L50 133ZM213 134V135H212ZM43 135V133H42ZM41 135V136H42ZM54 135V134H53ZM143 135V136H142ZM220 135V134H219ZM243 135V134H242ZM20 136V135H19ZM23 136V135H22ZM142 136V138H141ZM146 136V137H144ZM177 136V135H176ZM218 136V135H217ZM4 137V136H3ZM16 137V136H15ZM43 137V136H42ZM42 137H39L42 138ZM46 137V136H45ZM78 137V136H77ZM227 137V136H226ZM11 138V137H10ZM24 138V137H23ZM21 138V139H23ZM60 138V137H59ZM64 138V137H63ZM80 138V137H79ZM144 138H146L144 140ZM182 138V139H183ZM223 138V137H222ZM14 139V138H13ZM16 139V138H15ZM46 139V138H45ZM50 139V138H48ZM54 139V138H53ZM52 139V140H53ZM61 139V138H60ZM59 139V140H60ZM76 139V138H75ZM78 139V138H77ZM76 139V140H77ZM127 139V138H126ZM127 139V140H128ZM150 139V138H149ZM154 138H152V142L155 143V141L153 140ZM157 142H159V140ZM169 141H168V140ZM183 139V140H184ZM218 139V138H216ZM215 139V140H216ZM221 140V138H219ZM2 140V139H1ZM0 140V155L1 156H4V155H10L11 156V159L13 161H17L16 164H10L12 166H8V168H6L4 170V176L2 177V181H6V188H11L12 191H15V193H20V197H25L26 198V204L29 202L28 204V207L27 209L23 212L22 209H20L19 207H12V208H8L7 210L3 211L1 210L0 211V231H2V233L0 232V264H76V262H78L79 264H238V263H232L231 259L233 258L232 256L228 255V254H231V252H228V254L224 253L225 251L227 252V250H221L220 248L218 249L219 251H217V247L213 249L211 248H207V246H203L201 244V240L202 239H198L200 236H204V238H207L206 235H200L198 236V238L196 237H193L191 238V240H188L187 242H179V236H177L178 234L175 235L176 233V230L178 228H180V224L178 223V220L175 218V216L173 217L174 214V206H172V203H171V200L167 197V194L165 195L164 191L161 189V185L159 186L157 184L156 181H154L153 179H147V178H142V180H131L132 183L129 182H126L125 181H122L120 179H110L108 178V174L105 173L104 168L102 169V171L100 172H103V176L100 175L101 178H104V180H100V177L97 178V176H99L96 171L93 169H88V165H85V166H82L81 168H85L86 166L88 167L87 169H81L80 167H75V166H71V169H69V173L67 172L66 173V169H64L63 167H61L59 169V172L57 171L56 169V180L54 182H51V180L53 179H50V176H52L55 172H52V169L51 168H48L47 167V164L48 163H44L41 165L40 162H38L36 164L35 167H33V170L31 168H26L24 167V164L25 163H30L31 161L29 160L28 156H32L33 155H30L29 154V150L31 149V147H29L30 149L27 150L28 146H27V143H24L23 140H10V141H1ZM7 140H9L7 138ZM41 140V139H40ZM44 140V139H43ZM42 140V141H43ZM57 140V139H56ZM62 140V139H61ZM64 140H66L64 138ZM130 140V142H131ZM151 140V139H150ZM165 140H167L168 142H166ZM224 140V138H223ZM228 140V139H227ZM31 141V140H30ZM55 141V140H54ZM102 141V140H101ZM129 141V140H128ZM146 141V142H145ZM160 141V142H161ZM185 141V140H184ZM225 141V140H224ZM36 142V141H35ZM39 142V141H38ZM41 142V141H40ZM45 142V141H44ZM43 142V143H44ZM66 142H69L66 140ZM75 142V141H74ZM140 142V141H138ZM171 142V143H170ZM60 143H64L65 145V142L60 141ZM71 143V142H70ZM83 144V142H81ZM135 143V142H134ZM183 143V142H182ZM209 143V144H208ZM25 144V145H24ZM34 144V143H33ZM36 144V143H35ZM49 144V143H48ZM47 142L45 145V147L48 145ZM80 144V145H82ZM85 144V143H84ZM83 144V145H84ZM103 144V143H101ZM136 144V143H135ZM141 144V143H140ZM139 144V148H141ZM157 144V143H156ZM155 144V148L156 149L158 147V145ZM171 144V145H170ZM188 144V143H187ZM207 144V145H206ZM51 145V144H50ZM55 145V144H54ZM82 145V146H83ZM130 145V144H128ZM142 145V144H141ZM31 146V145H30ZM33 146V145H32ZM77 146V145H76ZM79 146V144H78ZM81 147V146H79ZM104 146V144H103ZM131 146H133L131 144ZM135 146V145H134ZM143 146V145H142ZM152 146V147H151ZM165 146V145H164ZM211 146V145H210ZM48 147V146H47ZM66 147V146H64ZM95 147V146H94ZM98 147V146H97ZM138 147V146H137ZM190 147V148H191ZM213 147V146H211ZM86 148V147H84ZM89 148V147H88ZM93 148V147H92ZM100 148V147H99ZM134 148V147H131V149ZM33 149V148H32ZM96 149V148H95ZM106 148H104L105 150ZM148 149V148H147ZM171 149V150H170ZM39 150V149H38ZM80 150V149H79ZM100 150H103L102 147L100 148ZM99 150V151H100ZM146 150V149H145ZM154 153H156V151ZM183 150V149H182ZM181 150V151H182ZM210 150V149H209ZM31 151V150H30ZM40 151V150H39ZM94 151V150H93ZM150 151V150H149ZM180 151V152H181ZM97 152V151H96ZM105 153L107 151H104ZM151 152V153H152ZM178 152V151H177ZM183 152V151H182ZM189 153V152H188ZM199 153V152H198ZM203 153V152H202ZM38 154V153H37ZM40 154V153H39ZM54 154V153H52ZM149 153H147L146 156H148ZM156 154H159V153H156ZM186 154V153H184ZM184 154H183V157L182 155L179 156V159H183L184 158ZM56 155V154H55ZM126 155V154H125ZM132 155H134V153H132ZM150 155V154H149ZM187 155V154H186ZM54 156V155H53ZM103 156H105V154H103ZM5 157V156H4ZM7 158V156H6ZM41 158L42 155H41ZM178 160V158H175L174 160ZM185 159V158H184ZM195 159V158H194ZM40 160V159H39ZM44 162H45V159H42ZM47 160V159H46ZM78 160V159H77ZM2 161V160H1ZM41 161V160H40ZM48 161V160H47ZM46 161V162H47ZM127 161H130V159H127L125 162ZM163 161V159L161 160ZM187 161V160H186ZM185 161V162H186ZM188 161H190V163H176L175 161V165L172 166V169H169L170 171V180H169V183L171 181V183H173L171 185V192H172V195L174 196V198L176 197L177 199L181 196H183V198H179L180 199V202L182 204H184L185 200L184 199H187L184 198V195H187L188 193H193L194 195H198L202 193V195H206L205 193H207V191L205 192H197L198 190H193L194 189V186L195 185H200V186H204V188H210L211 190L213 191H217L220 195H222V198L224 197L226 199V201H230L232 203L236 202L237 203V200L239 201V199L237 198H240L241 196H243L242 194L240 193H243V191L241 192L238 188H237V184H240L242 183L243 181H240L239 179L237 180V178H233L234 175H232L231 177L229 176V174H226L225 172L226 171H223L225 175H222L224 176V178L222 179V177L220 178L219 181L217 182H213L211 181L210 178H205L203 176H201V172L196 170V167L194 166L195 163L191 164V160L189 159ZM195 161V160H194ZM4 162V161H3ZM37 162V161H36ZM75 162V161H74ZM171 162V161H170ZM184 162V160H183ZM34 163V161H33ZM167 163V162H166ZM0 164H3V163H0ZM73 164V163H72ZM79 164V163H78ZM157 164V163H156ZM170 165H172V163H169ZM199 164V163H198ZM6 165V164H5ZM4 165V166H5ZM41 165V166H40ZM51 165V164H50ZM126 165V164H125ZM162 165V164H160ZM26 166V165H25ZM30 166V165H29ZM80 166V165H79ZM7 167V166H5ZM170 167V166H169ZM202 166H200L201 168ZM70 168V166H69ZM203 168V167H202ZM4 169V168H3ZM33 171V174H35V177H32V181H34V184L32 183L31 185H28L26 186L27 184L25 183V179H23L24 176L26 175H23V173H26L28 171ZM45 170V173H43L42 175L41 172ZM101 170V168L99 169ZM98 170V171H99ZM166 170V169H165ZM202 170V169H201ZM204 171H207L208 170L205 168L203 169ZM203 171V172H204ZM215 171V170H214ZM232 171V170H231ZM228 172V171H227ZM233 172V171H232ZM243 172L240 171V173ZM213 173V172H212ZM220 173V172H219ZM32 174V175H33ZM47 174V175H46ZM167 174V173H166ZM206 174V172H205ZM204 174V176H205ZM214 174V173H213ZM211 174V175H213ZM30 175V174H28ZM168 175V174H167ZM207 175V174H206ZM210 176V174H208ZM239 175V174H238ZM241 175H244L241 173ZM240 175V176H241ZM2 176V175H1ZM34 176V175H33ZM62 177H64V179H62ZM96 177V178H95ZM140 178V177H139ZM214 178V177H212ZM215 178H218V177H215ZM242 178V177H241ZM219 179V178H218ZM31 180V179H30ZM244 180V179H243ZM1 181V180H0ZM42 181L43 183H38ZM245 181V180H244ZM3 183V182H2ZM37 184V186H35ZM243 185V183H242ZM170 186V185H169ZM199 186V187H200ZM202 186V187H203ZM40 187V188H39ZM239 187V186H238ZM2 188V187H1ZM39 188V189H38ZM78 188H80V190H78ZM137 188V189H136ZM242 188V186L240 187V189ZM244 188V187H243ZM10 189V191H11ZM136 189V193L132 195L133 191H135ZM165 190V189H164ZM178 190V192H177ZM200 190V189H199ZM209 190V189H207ZM72 191V193H71ZM138 191L141 193H146V200L147 201H150L151 203L153 204H158L161 206H167L168 208H170V213L167 214L166 213H163V214H159L158 215V219L156 218H153L156 220L155 224L157 225V228L155 230H149V231H139V232H135V230H129V234L126 233V229L127 228V225L124 223L123 224V221H124V218L126 217V215L129 214V212L131 211L132 213V216H136L138 215V213H140L139 211V208L137 207L138 204H140L139 202L141 201V199H138ZM194 191V192H192ZM180 192V193H179ZM197 192V194H196ZM208 192H211L210 190ZM9 193V192H8ZM14 193V194H15ZM191 193L189 194V198H190V195ZM199 193V194H198ZM7 194V193H6ZM191 195L194 197V195ZM215 193H213L214 195ZM11 195V194H10ZM18 195V196H19ZM71 195L76 199H74L76 202H70L69 199L71 197ZM143 195V194H142ZM141 195V196H142ZM210 197L212 198L213 196H211L210 194ZM217 197V196H216ZM215 197V199H216ZM235 197H237L235 199ZM9 198V197H8ZM140 198V197H139ZM173 198V199H174ZM192 198V197H191ZM206 198V197H205ZM208 198V196H207ZM210 198V199H211ZM221 198V197H220ZM203 197L202 199H200L201 201L200 202H203ZM10 200V199H9ZM12 200V199H11ZM190 200V199H189ZM241 200V198H240ZM195 201V197H194V200ZM14 202V201H13ZM210 202V201H209ZM213 202V201H211ZM12 203V202H11ZM143 203V202H142ZM141 203V204H142ZM146 203V201H145ZM144 203V204H145ZM149 203V202H148ZM150 203V204H151ZM180 203V204H181ZM15 204V203H14ZM155 204V205H156ZM198 204V203H197ZM11 205V204H10ZM204 205V204H203ZM238 205V203H237ZM142 206V205H141ZM6 207V206H5ZM9 207V206H7ZM21 207V206H20ZM144 207V206H142ZM1 208V207H0ZM24 208V207H22ZM152 207H150L151 209ZM153 208H156L155 206ZM152 208V209H153ZM159 208V207H158ZM157 208V209H158ZM216 208V207H215ZM75 209H78L79 212H81L82 210L85 211V210H90V211H94L95 214H98L100 213V215L103 216V219L105 220H99V222L97 223V227L99 228L98 231L96 232H93L91 234H87V235H79L81 234V228H85V226L82 225V220L86 219V217L84 215H79V216H75V212L76 210ZM142 209V208H141ZM151 209V211H152ZM205 210V208H204ZM214 210V209H213ZM211 211V210H210ZM215 211V210H214ZM143 212V211H142ZM160 213H161V210H160ZM157 214V213H156ZM149 215V214H147ZM146 215V216H147ZM170 215V216H169ZM81 216V217H80ZM131 216V215H130ZM150 216V215H149ZM148 216V217H149ZM210 216V215H209ZM85 217V218H84ZM133 217V218H134ZM210 217H213L214 216H210ZM87 219L89 220V218L87 217ZM91 220V219H90ZM128 220V219H127ZM90 222H93V220L89 221ZM96 222V221H95ZM128 223V222H127ZM160 223V224H159ZM110 224V225H108ZM131 224V223H130ZM135 224V222H134ZM145 224V223H143ZM159 224V225H158ZM95 226V223L93 224ZM139 225V224H138ZM182 226V225H181ZM91 228V227H90ZM148 228V227H147ZM254 228H256L260 234L262 235V238L264 239V221L262 222H255L254 224ZM88 229V228H87ZM96 229V228H95ZM95 229H91L92 230H95ZM181 229V228H180ZM97 230V229H96ZM89 231V230H88ZM191 230H189L190 232ZM90 232V231H89ZM186 232V231H185ZM181 233H183L181 231ZM195 233V232H194ZM199 233V232H198ZM169 234H171L173 237L171 239V237H167ZM201 234V233H199ZM192 235V233H191ZM189 236V235H188ZM197 236V234H196ZM206 236V237H205ZM185 238V237H184ZM201 238V237H200ZM190 239V238H189ZM181 240V239H180ZM186 239H184L185 241ZM209 240V239H208ZM205 242V240H203ZM207 241V240H206ZM208 242V241H207ZM210 243H212V241H210ZM223 252H221V251ZM65 254V255H64ZM233 254L236 255V253L234 252ZM232 255V254H231ZM241 255V253L239 254ZM238 255V256H239ZM237 257V256H236ZM236 257H234L236 259ZM242 257V256H240ZM239 257V258H240ZM238 259V258H237ZM71 260V261H70ZM77 260V261H75ZM241 260V259H240ZM245 260V259H243ZM242 260V261H243ZM69 261V262H67ZM239 261V259H238Z\"/></svg>",
	"mask_w": 264,
	"mask_h": 264
}]
</instances>
